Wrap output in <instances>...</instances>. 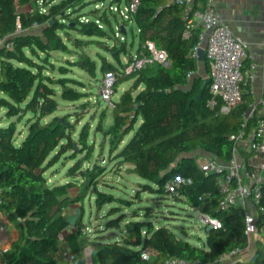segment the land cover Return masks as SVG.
Here are the masks:
<instances>
[{
	"label": "trees",
	"instance_id": "16d2710c",
	"mask_svg": "<svg viewBox=\"0 0 264 264\" xmlns=\"http://www.w3.org/2000/svg\"><path fill=\"white\" fill-rule=\"evenodd\" d=\"M32 1L0 0V39L13 43V47L0 45V112L4 111V117L11 120L8 124L0 121V211L15 221L20 232L8 250H0V260L1 264H71L68 254H73L75 262L86 264L87 243L82 240L85 233L81 217L73 225L66 213L68 206L80 199L69 194L68 184L50 182L47 171L67 151L76 148L70 134L71 124L56 114L59 101L54 84H60L61 95L67 101L75 103L88 94L70 87L73 78L60 76L55 80L45 72L50 65L53 68L50 61L45 63L47 54L59 49L56 42L61 43L56 35L62 24L58 22L59 16L69 18V13L71 15L84 0H60L44 13L40 9L21 11ZM97 17L113 29L106 16ZM133 20L138 28V49L152 40L167 51L169 64H152L123 79H133V82L118 100H113V122L103 133L109 137L111 149L117 150L120 161L128 164L139 177L156 183L159 191L164 190L165 181L175 174L192 177L193 184L183 187L178 198L190 206L200 207L201 212L218 217L222 227L207 228L204 246H197L167 226L155 228L151 222H130L122 240L104 242L97 237L91 241L95 264H163L170 257L204 264H227L220 261L221 255L245 250L250 244L246 210L241 206L220 209L222 196L217 174L202 172L197 159L200 152L226 162L231 159V137L241 131L243 115L249 106V83L243 86V102L231 112L221 113L219 106L211 107L206 102L209 86L201 99L197 98L204 75L199 73V61L192 56V50L200 40L201 27L192 28L191 36L186 38L183 9L169 0H141ZM74 23L78 28V23L69 18L65 27L74 28ZM79 24L81 35L113 39L111 32L95 21ZM19 26L21 33H17ZM40 26L45 38L31 33ZM70 39L74 43L80 41L77 37ZM121 43L123 48L115 49L113 54L115 58L119 54V63L104 61L101 64L104 73L118 71L121 54L128 52L126 41ZM39 48L44 56L40 55ZM204 67L209 73L206 58ZM66 70L62 68L61 75H65ZM190 72H194L192 77ZM116 87L117 83L114 89ZM26 113H32L28 132L21 143L16 144L17 121ZM78 140L80 144L88 143L83 133ZM79 167L80 161L70 167V174ZM145 187L155 190L149 184ZM96 193L98 207L121 200L111 193L100 190ZM256 208L260 240L250 260L238 264H264V185ZM111 211L116 213L114 209ZM116 224L118 218L108 222L109 226ZM143 227L146 228L144 235ZM144 250L152 251L153 255L143 258Z\"/></svg>",
	"mask_w": 264,
	"mask_h": 264
},
{
	"label": "rangeland",
	"instance_id": "374dc122",
	"mask_svg": "<svg viewBox=\"0 0 264 264\" xmlns=\"http://www.w3.org/2000/svg\"><path fill=\"white\" fill-rule=\"evenodd\" d=\"M111 1L84 0L67 17L77 22L79 28L81 27L79 23L82 20V17L79 18L80 15L86 16L82 20L85 21L102 14L112 23V27L116 31V18L112 13L99 8L102 4L108 6ZM58 2L60 0H33L32 7H30L34 10L40 9V12L44 13ZM30 7L29 9L26 8L25 12H29ZM60 18L61 16H59L58 22L62 24L60 26L56 25L60 27L56 35L61 38V43L56 42L59 49H53L47 54L45 63L50 61L53 68L50 65V68L46 69L45 72L55 80L60 76L73 78L74 83L71 82L70 87L88 95L75 103L67 101L61 95L60 84H54L58 90L57 100L59 101V110L56 114L62 117V120L67 119L71 124L70 134L73 140L76 141V148L67 151L58 163L47 171V174L49 175V181L57 185H66V180H70L68 183L69 194L72 193L71 196L80 199L77 203L78 214L77 216L74 215L69 221L74 225L77 218L81 216V222L84 225V231H86L82 240L87 243L88 252L92 254V256H88L87 264H95L93 246L91 245L93 239L99 237L104 242L122 240L130 222H151L155 228L167 226L191 244L204 246L207 229L200 213L190 208L186 209V205L181 199L170 196L164 190L159 191V186L156 183L149 182L133 173L131 167L117 157V150L113 151L111 149L109 137L103 133V129L109 127L113 122L112 109L114 105H111V100L109 102L101 96V84L106 74L101 69V64L104 61L117 63L119 54L115 58V55H113L115 54L114 50L123 48L124 44L118 42L119 45L114 47V40L108 37L81 35L79 29L75 27L77 26L75 23V29L65 27L69 18ZM52 25L55 26V23L52 22ZM103 26L108 31H112L109 26L105 24ZM21 32L22 30L18 27L17 33ZM31 33L41 34L45 38L41 26L35 28ZM70 37L80 38L79 43H74ZM95 38L98 41H93ZM125 41L128 51H137L139 40L136 26L133 32L128 31ZM39 50L40 55L44 56L42 49L39 48ZM36 60L44 61L40 58H36ZM199 65L200 71L205 75L204 62L199 61ZM120 67L121 65H118L117 70ZM62 68L68 71H65V75H61ZM126 76L121 73L116 76L114 84L117 83V87L113 100H118L119 96L131 86L133 79L123 80ZM31 117L32 113H26L17 121L16 144H20L27 134V125ZM48 118L49 116L45 119ZM12 120H16V118ZM0 121L8 124L11 120L8 121V118L4 117V111H1ZM81 133L87 138L88 143L86 145L80 144L78 140ZM200 153L205 154L204 152ZM78 161H80V167L70 174V167ZM83 172L85 174L89 173V175L85 177L82 174ZM146 184L151 185L155 190L150 188L146 190ZM97 190L111 193L121 200L108 202L98 207L96 203ZM112 209L116 210V213L112 212ZM253 212L256 213L255 210ZM112 218H118V224L115 226L108 225ZM142 234H146L145 227L142 228ZM250 240L251 246L249 245L244 250L245 252L243 251V255L238 256L230 263L238 264L240 261L249 260L250 254L253 253L256 247L253 235H251Z\"/></svg>",
	"mask_w": 264,
	"mask_h": 264
},
{
	"label": "built area",
	"instance_id": "2783aa9c",
	"mask_svg": "<svg viewBox=\"0 0 264 264\" xmlns=\"http://www.w3.org/2000/svg\"><path fill=\"white\" fill-rule=\"evenodd\" d=\"M178 4L183 9L184 19L187 21V28L184 36H191V29L201 27L199 42L192 50V56H198L200 47L205 48V58L209 63V95L206 102L211 107L219 106L221 113H229L239 106L244 98V83L252 79L255 75V65L251 64L249 70H244L243 65L248 58V44L242 38L236 36L225 21L223 15L217 10L215 0H169ZM141 0H112L108 6L102 4L104 11L110 12L118 18L116 21V31L112 29L114 45L117 42H124L130 25L134 24L133 17L137 13ZM45 11V9H43ZM86 18L82 16V20ZM81 20V21H82ZM95 21L101 28L104 23L99 17L83 22ZM126 27V33H122L120 27ZM20 27V26H19ZM1 44L13 47V43L0 39ZM168 65V53L160 48L152 40H147L140 49L121 54V67L118 71L109 70L106 72L101 84V96L112 101L115 93L114 82L118 73L130 75L152 64ZM194 72H190L192 77ZM244 123L239 134L231 137L233 141L232 156L229 161H222L218 157L210 154L199 153L197 163L202 172L217 174V183L221 199L220 209H229L232 206H241L246 210L245 220L247 234L258 233L256 202L262 197V187L264 185V98L257 102L249 103L247 111L243 115ZM193 184V178L181 174H175L164 183V191L172 197H178L180 190ZM202 200V197H199ZM193 211H198L203 223L207 228H220L222 221L210 213L201 212L200 207L190 206ZM264 230V228H263ZM86 233V231H84ZM88 234V233H87ZM63 239V238H62ZM244 250L237 249L231 253L220 256V261L228 262ZM91 252L85 248V258L87 261ZM153 255L152 251L144 250L142 256L149 259ZM71 261L75 260L73 254H68ZM163 264H204L200 261H188L177 257L165 259Z\"/></svg>",
	"mask_w": 264,
	"mask_h": 264
},
{
	"label": "crops",
	"instance_id": "0c3cea01",
	"mask_svg": "<svg viewBox=\"0 0 264 264\" xmlns=\"http://www.w3.org/2000/svg\"><path fill=\"white\" fill-rule=\"evenodd\" d=\"M215 4L217 10L223 15L234 34L242 38L248 44L249 55L244 61L243 69L246 71L250 69L251 64L255 65V75L252 79L248 80L250 88L249 103L257 102L261 98H264V0H215ZM30 6L32 7L31 3L22 7L21 11L25 12L26 8L29 9ZM31 7L30 10H32ZM69 182L70 180H66V184ZM70 195H72V193ZM181 201L185 203L186 209L189 208L184 199H181ZM77 203L78 202L70 204L66 209L69 220L74 217V215L77 216L78 214ZM19 233L15 221L11 220L0 211V250H8L12 243L18 239ZM252 235L254 243L260 240L259 233ZM249 245L251 246V243ZM244 252L240 255H243ZM252 254L253 253L250 254L249 260ZM234 259L226 263L232 264L230 262ZM71 264L78 263L72 262Z\"/></svg>",
	"mask_w": 264,
	"mask_h": 264
},
{
	"label": "water",
	"instance_id": "95a60500",
	"mask_svg": "<svg viewBox=\"0 0 264 264\" xmlns=\"http://www.w3.org/2000/svg\"><path fill=\"white\" fill-rule=\"evenodd\" d=\"M133 28H134V25L131 24L129 30H132ZM120 29H121L122 33H126V27L124 25H121ZM197 58H198V61L204 62V60H205V48H203V47L199 48ZM205 72L206 71H205V67H204V73ZM199 73L203 74L202 71H200ZM210 81H211V78L209 76H204L202 85H201L200 90H199L198 95H197L198 99H201L206 88L209 86Z\"/></svg>",
	"mask_w": 264,
	"mask_h": 264
}]
</instances>
